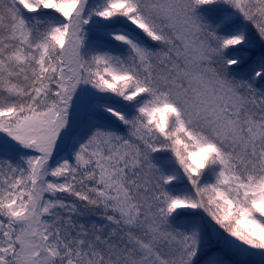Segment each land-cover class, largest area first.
<instances>
[{"label":"snow or ice","instance_id":"1","mask_svg":"<svg viewBox=\"0 0 264 264\" xmlns=\"http://www.w3.org/2000/svg\"><path fill=\"white\" fill-rule=\"evenodd\" d=\"M0 264H264V0H0Z\"/></svg>","mask_w":264,"mask_h":264}]
</instances>
